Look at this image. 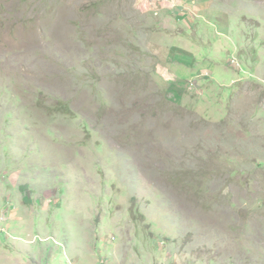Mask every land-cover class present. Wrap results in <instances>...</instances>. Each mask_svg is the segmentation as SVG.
I'll use <instances>...</instances> for the list:
<instances>
[{
  "label": "rangeland",
  "instance_id": "rangeland-1",
  "mask_svg": "<svg viewBox=\"0 0 264 264\" xmlns=\"http://www.w3.org/2000/svg\"><path fill=\"white\" fill-rule=\"evenodd\" d=\"M0 264H264V0H0Z\"/></svg>",
  "mask_w": 264,
  "mask_h": 264
}]
</instances>
